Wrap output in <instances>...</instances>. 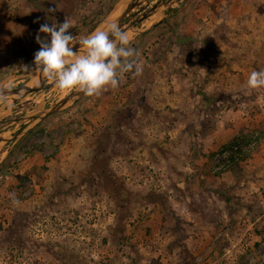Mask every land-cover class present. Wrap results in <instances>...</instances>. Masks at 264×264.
<instances>
[{
	"label": "rangeland",
	"instance_id": "374dc122",
	"mask_svg": "<svg viewBox=\"0 0 264 264\" xmlns=\"http://www.w3.org/2000/svg\"><path fill=\"white\" fill-rule=\"evenodd\" d=\"M117 1L0 0L1 84L16 86L35 70L41 24L66 18L79 40ZM260 1L254 10L244 5L250 14L243 18L242 6L229 8L226 0H176L171 9L180 17L171 14L142 34H128L143 65L140 76L127 73L117 89L83 95L15 143L0 141V264H264V88L247 89L251 72L264 69V12L255 14L264 10ZM182 25L192 33L183 36ZM210 36L216 40L212 59ZM189 44L209 51L214 67L195 64ZM69 92L52 85L10 109L1 98L0 133L10 137L16 127L4 125ZM203 104L210 113L217 107L213 130L202 124L210 116ZM118 111L132 123L122 130L134 142L128 155L114 154L110 162L131 193V214L124 218V238L104 242L118 212L80 181L94 138ZM239 148L244 157L229 159ZM149 190L163 197L143 203Z\"/></svg>",
	"mask_w": 264,
	"mask_h": 264
},
{
	"label": "clouds",
	"instance_id": "9594fccd",
	"mask_svg": "<svg viewBox=\"0 0 264 264\" xmlns=\"http://www.w3.org/2000/svg\"><path fill=\"white\" fill-rule=\"evenodd\" d=\"M73 27L66 18L62 23H44L39 27L35 41L40 48L34 53L33 68L39 69L47 81L62 90L99 97L117 89L125 74H142L139 53L120 25L113 23L107 29L97 30L79 40L70 31ZM40 33L45 35L42 37ZM76 45L83 46V55L77 54ZM262 88L264 69L252 71L247 79V89ZM18 202L13 199L14 204Z\"/></svg>",
	"mask_w": 264,
	"mask_h": 264
},
{
	"label": "trees",
	"instance_id": "16d2710c",
	"mask_svg": "<svg viewBox=\"0 0 264 264\" xmlns=\"http://www.w3.org/2000/svg\"><path fill=\"white\" fill-rule=\"evenodd\" d=\"M189 43L191 41L189 40ZM189 48H192L193 54L196 55L198 51L203 53V63L200 62L199 65L201 67H209L208 59H209V51L203 50L201 48H195L194 45L189 44ZM155 53V52H154ZM161 52L155 53V55L160 58ZM200 67V66H199ZM201 97L207 103H210V98L206 93L201 92ZM138 100H141L139 98ZM206 104H203V110L206 114H210V116H205L202 119V124L206 125V129L213 130L215 127V119L214 116L217 113V107H213L214 110L210 113V108ZM212 108V109H213ZM126 117V118H125ZM126 121H124V119ZM109 123L103 125L91 144V163L87 169L82 172L81 185H84V189L89 193V195L93 198L101 199L103 196L113 204V207L117 210L118 214L114 222H111L107 225L106 233L104 234L103 241L107 240L118 241L124 238L123 230H124V218L128 217L131 214V209L129 206L128 197L131 196V193L128 189L125 188L124 177L120 176L114 170L110 158L114 154L120 155H128L131 151L133 144V140L129 138V136L122 130V126L132 127V123L128 119L126 114L117 112V114H113L109 118ZM205 134V133H203ZM202 134V135H203ZM115 136L116 144L115 147L110 146V151H108V145L110 144L109 139ZM117 141H119L117 145ZM239 138H233V142L237 143ZM116 142V143H115ZM135 145V144H134ZM108 152V153H107ZM239 148L237 150V154H231L229 159L234 160L235 157L239 156L235 162H239L244 152ZM214 152L210 155L213 156ZM234 168L233 164L228 165V169L232 170ZM77 185L74 184L72 188H70L69 193H72L73 196L78 193ZM163 197L162 193L155 192L153 190L147 191V194L143 196L142 202L149 203L154 202L155 199H161ZM138 201V200H136ZM139 202V201H138Z\"/></svg>",
	"mask_w": 264,
	"mask_h": 264
},
{
	"label": "water",
	"instance_id": "95a60500",
	"mask_svg": "<svg viewBox=\"0 0 264 264\" xmlns=\"http://www.w3.org/2000/svg\"><path fill=\"white\" fill-rule=\"evenodd\" d=\"M152 1L154 0H118L113 7H111L109 12L102 17V19H100V21L97 22L95 26L83 37L90 35L97 30L107 29L113 23L120 25L127 34H133L136 36L148 31L157 23L164 21L168 16L174 13L171 7L174 3H176V0H173V2L168 4L167 12H162L157 20H154L149 24H145V21L151 17V15L156 14L168 0H156L153 3ZM75 47L77 48L78 55L84 54L85 50L83 46L76 45ZM28 76L29 78L27 80L13 87L1 84L0 82V99H6L7 108L10 109L30 92L41 90L47 86L56 85L47 81L39 69H35L33 72L29 73ZM83 95L84 94L76 91H70L62 98L48 104L47 106L33 107L23 114L16 116L8 124L4 125L5 127L14 124L16 128H13L11 131L15 132L10 137L4 136V131L1 132L0 141L14 139L15 143L23 134L38 124L45 116L71 106ZM25 119H30V121L23 122ZM22 122L24 124L21 128H19L18 125H21Z\"/></svg>",
	"mask_w": 264,
	"mask_h": 264
},
{
	"label": "crops",
	"instance_id": "0c3cea01",
	"mask_svg": "<svg viewBox=\"0 0 264 264\" xmlns=\"http://www.w3.org/2000/svg\"><path fill=\"white\" fill-rule=\"evenodd\" d=\"M257 1H259V0H257ZM263 0H261L260 1V3L262 2ZM256 2V0H226V4L228 5V7L229 8H232V6H233V4H240L241 6H242V8H243V6L244 5H246V7L248 6H251V9H255V5H254V3ZM259 3V4H260ZM263 3V2H262ZM240 7V6H239ZM234 9V8H233ZM235 10H237V11H239V8L237 7ZM261 10V9H260ZM196 11V10H195ZM249 11V10H248ZM248 11L247 12H245V10H244V8L241 10V12H242V14L241 15H239V16H241V17H246L248 14H250V13H248ZM262 12H260L259 11V8L257 9V11L255 12V14L256 15H260L261 13L263 14V12H264V10H261ZM177 12V11H176ZM174 12V14H172L171 16H170V19H172L173 17H180L179 15H181V14H179V12ZM240 12V13H241ZM190 14H189V16H191L192 15V12H189ZM247 13V14H246ZM252 15H253V13H251V18H252ZM168 21V20H167ZM167 21H166V23H167ZM169 22V21H168ZM242 22L243 23H246L247 22V19H244V20H242ZM199 27V26H198ZM197 27V28H198ZM182 28L184 29V33L185 34H183V36L184 35H189V33H192L191 32V30H188V28H187V26H184V25H182ZM197 28H196V30H197ZM10 31V30H9ZM0 33H3V31H2V29H1V26H0ZM197 33H199V31L197 32ZM212 33V32H211ZM201 35V34H200ZM211 37V39H208V43H209V45H211V48L213 47V45H215L216 44V40H213V37L212 36H210ZM183 39H186V38H183ZM197 40H201L200 38H198V39H196V43H198L199 41H197ZM197 45V44H196ZM198 46V45H197ZM213 49V48H212ZM219 49V48H218ZM215 53H216V51L213 49V50H210V58L212 59V58H214L215 57ZM191 54V55H190ZM189 55L196 61L195 62V64H197L198 62L200 63L201 62V57L203 56V53L202 52H200V51H198V53L196 54V55H194L193 53H190ZM213 62V61H212ZM211 61H210V65H209V67L212 69L213 67H214V64L212 63ZM208 67V68H209ZM202 68V67H201ZM204 68V67H203ZM208 68H206V69H208Z\"/></svg>",
	"mask_w": 264,
	"mask_h": 264
},
{
	"label": "flooded vegetation",
	"instance_id": "af4514ba",
	"mask_svg": "<svg viewBox=\"0 0 264 264\" xmlns=\"http://www.w3.org/2000/svg\"><path fill=\"white\" fill-rule=\"evenodd\" d=\"M47 87H50V86H47ZM47 87H45V88H47Z\"/></svg>",
	"mask_w": 264,
	"mask_h": 264
},
{
	"label": "bare ground",
	"instance_id": "6f19581e",
	"mask_svg": "<svg viewBox=\"0 0 264 264\" xmlns=\"http://www.w3.org/2000/svg\"><path fill=\"white\" fill-rule=\"evenodd\" d=\"M120 7H121V5H120ZM156 15V14H155Z\"/></svg>",
	"mask_w": 264,
	"mask_h": 264
}]
</instances>
